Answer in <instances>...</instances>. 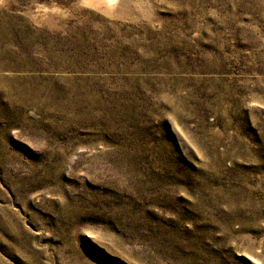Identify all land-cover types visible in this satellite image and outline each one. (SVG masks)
<instances>
[{
    "label": "rangeland",
    "instance_id": "374dc122",
    "mask_svg": "<svg viewBox=\"0 0 264 264\" xmlns=\"http://www.w3.org/2000/svg\"><path fill=\"white\" fill-rule=\"evenodd\" d=\"M98 1L0 0V264H264V0Z\"/></svg>",
    "mask_w": 264,
    "mask_h": 264
},
{
    "label": "bare ground",
    "instance_id": "6f19581e",
    "mask_svg": "<svg viewBox=\"0 0 264 264\" xmlns=\"http://www.w3.org/2000/svg\"><path fill=\"white\" fill-rule=\"evenodd\" d=\"M104 2H105V6L107 7V8H113V6H115V4H116V2H117V0H103ZM89 2H91L92 4H96V3H98L99 1L97 0L96 1V3H95V1L94 0H89ZM100 2H102V0L100 1ZM108 10V9H107Z\"/></svg>",
    "mask_w": 264,
    "mask_h": 264
}]
</instances>
